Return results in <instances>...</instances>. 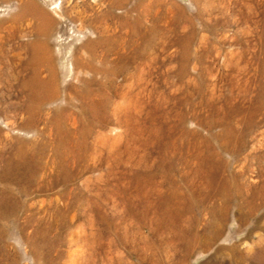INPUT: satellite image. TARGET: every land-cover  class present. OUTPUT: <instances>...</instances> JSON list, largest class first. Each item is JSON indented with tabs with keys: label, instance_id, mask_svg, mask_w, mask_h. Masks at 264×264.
Wrapping results in <instances>:
<instances>
[{
	"label": "rangeland",
	"instance_id": "obj_1",
	"mask_svg": "<svg viewBox=\"0 0 264 264\" xmlns=\"http://www.w3.org/2000/svg\"><path fill=\"white\" fill-rule=\"evenodd\" d=\"M0 264H264V0H0Z\"/></svg>",
	"mask_w": 264,
	"mask_h": 264
},
{
	"label": "bare ground",
	"instance_id": "obj_2",
	"mask_svg": "<svg viewBox=\"0 0 264 264\" xmlns=\"http://www.w3.org/2000/svg\"><path fill=\"white\" fill-rule=\"evenodd\" d=\"M118 4V3H117ZM60 9V8H59Z\"/></svg>",
	"mask_w": 264,
	"mask_h": 264
}]
</instances>
